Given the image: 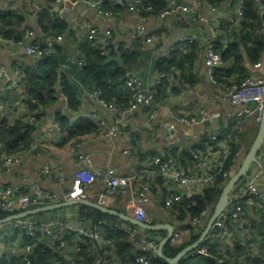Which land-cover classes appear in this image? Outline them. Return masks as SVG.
<instances>
[{
	"label": "built area",
	"instance_id": "built-area-1",
	"mask_svg": "<svg viewBox=\"0 0 264 264\" xmlns=\"http://www.w3.org/2000/svg\"><path fill=\"white\" fill-rule=\"evenodd\" d=\"M107 1L85 0V3L89 8L96 11L100 19H112L116 14L106 8L105 3ZM200 1L202 10L210 14L208 19L211 26L210 32H205L198 25L202 22V16L193 5L187 3V0H167L168 8L156 19L162 22L169 16L176 17L180 32L171 37L165 31L159 33L163 28L162 24H156L151 32L147 31L146 21L149 18L144 17L140 9L142 0H113L115 4L124 7L127 12L135 13L139 19L134 28H125L133 41L144 38L147 44H152L155 48H164V54L160 56L161 58L167 56L177 47L186 48L191 43H198L209 80L215 88L223 93L228 102L237 106L235 117H230L225 125L216 128L214 127V121L220 117L219 113L209 115L206 109H201L198 116L183 113L181 112L182 108L187 107L189 104L193 106H196V104L194 102L185 103L180 100L170 104V98L178 97L176 94L168 96L166 103L155 105L153 87L161 80L167 78L166 80L170 86L181 85L186 89H191L192 86L183 80L177 81L175 79L178 71L164 74L150 68V72L154 74L152 84H147L137 73L130 74L123 81L122 84L130 91L131 98L129 106L125 110H121L114 101L105 99L100 88L94 86L92 89H87L81 85L82 92L80 96L82 99L85 98L107 111L114 118L113 125L107 124V121L95 112L92 113L91 119L84 118L80 113L72 114L70 119L72 124H78L84 119L105 126L107 132L92 139L106 140L124 131L123 116L125 114H133L141 110L146 116L144 124L150 126L156 120L158 110L165 109L171 120L190 128H202L201 134L194 138L190 147V149L195 150L197 155L195 167L184 169L180 165L178 158L170 151L175 149L174 145L163 148L160 151L162 156L148 158L144 161V166L138 170V174L135 176L122 175L114 167L90 170L87 168L88 156L80 154L78 157L82 168L75 173L67 193H63V195L48 193L39 182H36L23 195H18L20 187L0 185V214L7 211L18 214L51 204L88 200L87 189L91 188L96 182L101 181L106 188L105 191L97 195V203L108 207L110 196L121 190L126 195L124 212L128 216L147 224L170 223L174 227L170 242L176 246H182L190 242L200 230L202 232L205 229L207 219L214 206L203 211L200 217L188 218L181 223L183 226L191 227L186 228V230L178 228V221L170 214L169 208L180 202L183 197L202 195L208 188L218 187L223 189L232 175L239 170L245 152L249 148L242 138L243 128L246 124L248 126L259 125L264 108V74L259 72L263 67V63H256L251 65L252 71H249L246 75H238L234 81H229V77H223L221 81L220 77L216 76V69L226 68L229 65L223 61L220 52L215 50V44L217 42L224 44L231 42L230 38L235 34L234 31L240 28L246 19V4L244 0H226L219 5H215L213 0ZM229 1L230 5L226 9L225 16L222 19L216 18L214 15L217 10ZM65 2L67 0H57V4L48 9L61 20L67 22L64 9L61 7ZM252 3L253 9L260 20L257 32L264 34V0H253ZM24 4H30L37 11L46 7L45 0L42 3L39 0H24ZM9 10V7L5 5L0 6V12H8ZM37 35L35 32L29 31L24 40L17 43L14 39H9V41L13 44H23L25 41L26 44H23L25 55L33 60L53 53L54 45L64 41L62 36L57 35L53 38H47L45 40L46 47H43L37 40ZM88 35L92 44L98 50H101L104 55L110 54L112 51L133 50V43L127 44L117 41L110 29L101 32L97 28H91ZM79 55H83L81 51L78 52ZM82 62V60H79L78 65L82 66ZM152 63L150 62V66ZM66 68L67 65L62 66V69ZM20 75L18 69L9 74L8 70L0 65V81H8L6 87L0 90V98L3 93H11L17 88ZM71 79H75L74 76ZM61 97L66 104V97L63 94H61ZM64 109L57 112H63ZM145 111L147 112L145 113ZM56 113L51 117L50 129L57 134V137L61 138L60 127L55 121ZM28 123L31 127H34L32 134L34 138L37 127L36 118L30 117ZM224 128L228 129L229 132H225ZM135 132L136 129L133 128L128 131V134L133 135ZM0 144L3 148L1 159L4 160V164L21 162L22 154L9 156L5 152L4 145ZM84 144L85 140L80 141L71 145L70 150L75 154ZM31 147L35 149L37 145L32 143ZM128 153L129 150H124V155H128ZM152 166L155 169H151ZM43 172L49 175L50 169L46 167ZM157 176H160L164 181L167 199L166 207L161 208L162 219L154 223V218L148 208L157 202L151 192V180ZM57 177L64 186L66 180L62 177L61 172ZM136 182L139 184H136ZM78 206L80 205L74 207ZM146 231L139 227L131 230V242L139 247L142 252H150L153 256H157V243H160L163 239L157 235L148 239ZM71 232L81 237L92 238L100 244L103 240L101 238L103 234H100L99 230L87 228L84 223L78 221V218L74 222H69L61 219L58 215L50 214L45 220L40 221L28 216L0 224V258L4 256L7 264L39 263L35 251L37 245L41 244L52 250L61 251L71 243V241L66 240L67 234ZM211 232H217L216 237L219 238L221 248L224 252H231V256L236 254V258L242 260L245 256L252 255L264 260V138L259 150L250 162L247 173L230 191L228 208L214 222ZM38 234L41 236L38 237ZM137 234L143 236L141 243L135 242ZM23 237L27 240L21 243ZM236 247H242L245 250V255L237 254ZM195 250L189 252L183 259L188 260L207 252L206 247L199 251ZM73 261L70 260L68 263L73 264ZM140 261L142 264H148L145 256H142Z\"/></svg>",
	"mask_w": 264,
	"mask_h": 264
},
{
	"label": "trees",
	"instance_id": "trees-1",
	"mask_svg": "<svg viewBox=\"0 0 264 264\" xmlns=\"http://www.w3.org/2000/svg\"><path fill=\"white\" fill-rule=\"evenodd\" d=\"M215 5H219L226 0H213ZM246 4L245 21L240 28L236 29L232 36L231 42L224 44L217 42L215 50L220 52L222 59L227 63L226 68H218L215 70L216 76L237 77L238 75H246L249 70V65L264 62V34L258 33L260 24L259 16L253 9V0H244ZM57 0H45V8L40 11L36 10L30 4H24L23 9L9 10L8 12H0V36L1 39H14L16 42L21 41V35L16 38L10 37L11 28L18 29L25 23L27 15L36 16L38 19L39 33L37 40L46 47V39L60 35L64 38L62 43L54 45L53 53L45 55L36 60L31 59L25 65V82L24 91L28 96V111L29 114L24 118L16 121L12 125L0 127V143L4 145L5 152L9 156L20 154L25 150L28 143V148L32 145L34 127L28 123L30 117H35L36 120L41 119L45 108L55 104L58 100L59 93L66 97V108L63 112H57L55 121L60 127L61 141L59 144L73 145L85 139H91L95 136L107 132L105 126H100L92 121L82 119L78 124L70 122L71 116L74 113H81L83 104L80 100L82 92L81 85L87 89H92L94 86L103 91L102 96L114 101L122 110L129 106L130 91L123 86V81L130 74H135L132 71L134 68L142 67L145 59H148V54L144 52L142 41L140 38L133 42V50L112 51L110 54L104 55L101 50L96 48L88 34H83V42L80 44L83 55H77L74 59L68 57L66 45L71 41L75 46L79 43L75 39V32L68 22L61 20L53 14L48 8H53ZM108 10L114 12L124 11L126 9L108 0L105 3ZM167 0H142L140 9L146 18H157L163 11L168 8ZM10 9V8H9ZM20 32V30H18ZM28 31V30H27ZM161 29L159 33L164 32ZM25 32V31H23ZM200 47L198 43H191L186 48L177 47L167 56L153 62L148 66L152 70H157L164 74H171L173 71H178L175 79L183 80L189 85H195L196 70L201 57ZM119 55L121 62L108 61L111 56ZM82 60L83 65L79 66L78 61ZM63 65H69V69H62ZM20 71V69H18ZM74 76L75 79H71ZM167 79V78H166ZM166 79L153 87L155 105L166 103V99L171 94H178L179 87L177 85L170 86ZM168 87H170L168 89ZM9 93H3L1 98H5ZM0 98V99H1ZM147 111H145L146 113ZM144 113V112H143ZM196 116V115H195ZM126 130H132V127H125ZM124 130L123 132H126ZM229 132L228 129H223ZM258 131V129H257ZM257 132L253 135L256 137ZM255 139V138H254ZM27 148V149H28ZM132 151L135 155L141 157L144 162L148 158L162 156L160 151H146L141 153L140 139L138 133L135 132L132 138ZM180 162V165L187 169L194 168L197 163V155L194 149H172L170 150ZM142 168V167H140ZM151 169H155L154 166ZM152 195L157 200V205L161 208L166 207L167 191L163 179L160 176L152 179ZM105 191V190H104ZM27 192L21 188L18 195H23ZM68 190L65 192L67 193ZM222 189L218 187L208 188L202 195L192 197H183V199L173 204L170 208V214L178 221V228L186 230L190 226H183L181 223L188 218L194 219L201 216L203 211L209 207L215 206ZM110 209H116L114 206H108ZM78 221L84 223L87 228L99 230L102 243L89 237H81L75 233H69L66 240L71 241L67 248L61 251H55L41 244L37 245L35 251L38 255L39 263L36 264H70L68 261L74 260L73 264H142L140 259L145 256L148 264H168L164 260L153 256L150 252H142L139 247L131 242V230H135L137 226L121 219L106 214L99 210L88 206L80 205L76 207ZM120 212L122 209H117ZM17 213V212H14ZM13 214L12 212H3L0 214V219H4ZM58 215L57 210L36 214L33 217L36 220H45L48 215ZM62 219V218H61ZM159 221L154 220V223ZM123 228V229H121ZM147 238H154L156 235L162 239L166 236V231H146ZM201 230L188 243L182 246H176L169 242L164 247V255L168 258L175 257L185 247L196 242L201 236ZM217 232H210L195 251L207 248L206 254L197 257L182 259L178 264H264V260L257 256H245L240 260L236 258V254L231 256V252H224L221 248L219 238L216 237ZM41 235L38 234V237ZM27 240L22 238L21 243ZM143 240L142 234L135 236V242L141 243ZM160 243L158 242L157 245ZM236 253L245 255V250L242 247H236ZM99 262V263H98ZM0 264H7L5 257L0 258ZM18 264H23L22 262ZM35 264V263H34Z\"/></svg>",
	"mask_w": 264,
	"mask_h": 264
},
{
	"label": "crops",
	"instance_id": "crops-1",
	"mask_svg": "<svg viewBox=\"0 0 264 264\" xmlns=\"http://www.w3.org/2000/svg\"><path fill=\"white\" fill-rule=\"evenodd\" d=\"M39 2L42 3V0H39ZM78 3L79 0H67L61 6L64 9L67 22H69V25L75 32V39L79 42L76 46L71 41L66 45L70 59L75 60L81 49L80 44L84 39L83 34H88L91 28H97L101 32L110 29L115 39L121 43L132 44L134 42L125 28L132 29L139 22L135 13L119 11L116 12V15L112 19L103 20L97 16L95 10L89 8L87 5L88 12L84 15L80 13L77 10ZM187 3L193 5L202 16V22L198 23V25L205 32H210L211 26L208 23L210 14L202 10L201 1L187 0ZM2 5L9 7L12 11L15 9H23L24 0H0V6ZM229 5L230 1L221 6L214 16L222 19ZM156 24H162V29L171 37L180 32L176 17L174 16H169L162 22H159L153 17L149 18L146 21L147 31L151 32ZM38 27L37 17L27 15L22 27L17 30L11 28L10 31L12 34L10 37L13 38L14 36L18 38L21 35L20 38L24 40L29 31L38 34ZM142 42L143 50L148 54V59L144 60L145 63L142 67L134 68L132 71H136L147 84H152L154 82V74L150 72L148 66L150 62L161 58L160 56L164 54V48H155L154 45L147 44L144 38ZM23 44H26L25 41ZM23 44H13L9 39H0V65L7 69L9 74H12L17 69H20L21 73L17 88L5 96V98L0 99V127H3L4 124L7 126L12 125L16 121L24 119L29 114L27 105L29 99L24 91L23 83L26 79L24 73L25 65L32 60L25 55ZM68 66L67 68L69 69ZM247 68L249 71L253 70L251 65L247 66ZM259 72L264 74V62ZM196 76L195 85L191 89L177 85L179 87V93L176 94L178 97L170 98V104L175 103L176 100L185 103L194 102L196 106L189 104L187 107L181 109V112L188 115L198 116L201 109H206L209 115L219 113L220 117L214 121V127H222L230 117L236 116L237 106L228 102L223 93L212 85L202 57L199 59ZM229 79V81H234L235 76L233 77L232 75ZM7 84L8 81H0V90L5 88ZM80 100L83 104V110L80 115L84 116V118L91 119L92 113L95 112L100 114L107 121V124H114V118L103 108L85 98L82 99L81 96ZM65 107L66 104L59 93L57 102L43 110L44 113L41 119L36 120L37 127L32 141L37 147L35 149L31 146L28 148L30 144L28 143L25 150L20 153L22 154L21 162L4 164V160L1 159V151L3 148L0 144V185H14L28 190L34 183L39 182L46 192L63 195V193L70 189L75 173L82 168L78 157L80 154L88 156L89 162L87 168L90 170L114 167L122 175L135 176L138 174V170L144 166L145 162H142L141 157L133 153V135L128 134L129 130L124 129L126 132L119 133L115 137H110L106 140L85 139L84 146L75 154L70 150L69 145L63 146L59 144L61 138L57 137V134L50 129L51 117L58 110L64 109ZM145 120L146 116L141 110L123 116L124 126L135 128L136 133L139 135L141 153H145L146 151L158 152L171 145H174L178 149H190L194 138L202 132V128L200 127L190 128L171 120L166 110L162 108L158 110L157 118L150 126L144 124ZM255 125L258 129V124L252 126L246 124L244 126L243 129L246 127L251 128L249 135L246 133L247 137L245 139L243 138V140L250 138L251 132L254 133L256 129L254 128ZM244 132L243 134H245ZM124 150H129L128 155H124ZM46 167L50 169L49 175L43 172ZM60 172L66 180L64 186L57 177ZM136 184L139 183L136 182ZM105 188V185L101 181L96 182L91 188L87 189L88 199L97 202V195L103 192ZM125 199L126 195L119 190L117 194L110 196L109 205L116 207L115 210L119 208L125 211ZM76 211L77 209L74 206L57 210L58 216L69 222L76 220ZM148 211L154 220L160 221L163 217V213L157 203L149 206Z\"/></svg>",
	"mask_w": 264,
	"mask_h": 264
},
{
	"label": "water",
	"instance_id": "water-1",
	"mask_svg": "<svg viewBox=\"0 0 264 264\" xmlns=\"http://www.w3.org/2000/svg\"><path fill=\"white\" fill-rule=\"evenodd\" d=\"M42 2H44V0H42ZM77 7H78L77 10L83 15L86 14V12H88V8L85 4V0H79ZM108 61L121 62L122 59L119 56H111L108 58ZM263 138H264V108L261 113V118H260V122L258 125V131H257L256 137L253 140L251 146L246 150L239 170L232 175L231 179L228 181L226 186L222 189L221 195L217 203L215 204V206L212 208V212L209 218L207 219L206 227L202 231L200 238L193 244L185 247L173 258L166 257L163 251L165 245L170 242V239L174 233V227L170 223H162V224H156V225L147 224V223H144L142 221L136 220L128 216L125 212H120L118 210L110 209L108 207L100 205L94 200H89V199L88 200H78V201H67V202H62L58 204H51V205H47L43 207L33 208V209L26 210L18 214L10 215L4 219H0V224L13 221L16 219L28 217V216H33V215L40 214V213L55 211V210L64 209V208L77 206V205H84V206H88L90 208L99 210L101 212H104L106 214L115 216L121 219L122 221L133 224L143 230H148V231L164 230L166 231L165 238L158 245L156 255L158 258L164 260L168 264H178L189 252L199 247V245L210 234L213 228L214 222L219 218V216L222 213H224L227 210L228 205H229V193L234 187V185L247 173L250 162L252 158L254 157V155L259 150L262 144Z\"/></svg>",
	"mask_w": 264,
	"mask_h": 264
},
{
	"label": "rangeland",
	"instance_id": "rangeland-1",
	"mask_svg": "<svg viewBox=\"0 0 264 264\" xmlns=\"http://www.w3.org/2000/svg\"><path fill=\"white\" fill-rule=\"evenodd\" d=\"M250 128H251V127H249V128L246 127V128L244 129V131H245L244 133H245V134L242 135V138L245 139V138L247 137V134L249 135ZM254 128L257 129V126L255 125ZM256 129H255L254 133L251 132V134H250V138H247L246 140H244V142L247 144V147H250V146H251V144H252V142H253V140H254V138H255L253 135L257 132ZM246 133H247V134H246Z\"/></svg>",
	"mask_w": 264,
	"mask_h": 264
}]
</instances>
